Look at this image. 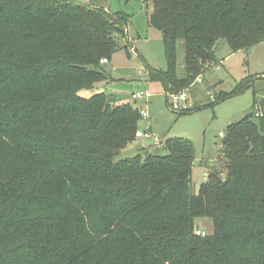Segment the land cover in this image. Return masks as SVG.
<instances>
[{"label": "trees", "instance_id": "obj_1", "mask_svg": "<svg viewBox=\"0 0 264 264\" xmlns=\"http://www.w3.org/2000/svg\"><path fill=\"white\" fill-rule=\"evenodd\" d=\"M143 1L168 61L148 77L166 94L205 76L220 39L264 41V0ZM127 26L72 0H0V264H264V98L223 137L227 176L211 168L198 192L187 138L116 159L138 137L137 101L82 90L111 81L101 59ZM201 217L212 234L196 233Z\"/></svg>", "mask_w": 264, "mask_h": 264}, {"label": "rangeland", "instance_id": "obj_2", "mask_svg": "<svg viewBox=\"0 0 264 264\" xmlns=\"http://www.w3.org/2000/svg\"><path fill=\"white\" fill-rule=\"evenodd\" d=\"M89 7H100L109 14L119 11L128 14L126 37L109 63L103 64L112 78L99 83L92 90H82L90 96L94 92L106 91L123 101L132 102L133 93L149 92L146 101L138 100L141 110L146 109L149 119L142 118L139 129H151L158 140L184 137L192 141L195 149L192 188L198 192L204 181L203 174L211 168L222 170L225 167L223 137L232 122H237L248 114L257 119L262 113L260 105L264 98V41L250 47L249 51H233L231 46L220 39L215 47L216 62L206 72L204 80L197 79L186 90L189 93V107L179 114L170 106L163 85L150 81L148 67L166 70L168 61L162 43V33L149 22L153 2L143 0H72ZM128 45L130 53L124 48ZM133 49V50H132ZM185 41L177 42L176 73L185 72ZM143 102V103H142ZM214 103V104H213ZM166 153L163 145L157 146L153 137H137L121 150L116 159L131 158L140 152L160 150ZM225 171H224V170ZM196 225L205 232L214 231L209 217L197 219Z\"/></svg>", "mask_w": 264, "mask_h": 264}, {"label": "built area", "instance_id": "obj_3", "mask_svg": "<svg viewBox=\"0 0 264 264\" xmlns=\"http://www.w3.org/2000/svg\"><path fill=\"white\" fill-rule=\"evenodd\" d=\"M101 62L102 63H108L109 60L107 58H103V59H101ZM197 81L201 82L202 78L199 77L197 79ZM166 95H167L168 100L170 102V106L176 112H184L185 110L188 109V107L190 105L189 104V93L186 90H182V91H178V92H171V93H167ZM131 97L135 101H138V100L146 101L148 99V97H150V93L149 92L133 93L131 95ZM141 114H142V118H145L147 120L149 119V114H148L146 109L142 108L141 109ZM137 136L138 137H147V138L153 137L154 140H155V144L157 146L163 145V143H164V141L158 140L157 137H155L152 134V132H149V131H141V130H139L137 132ZM220 136L224 137L225 133L221 132ZM209 176H210V172L206 171L203 174L204 181L208 180ZM196 233L198 235H204L205 234V232L200 227H196Z\"/></svg>", "mask_w": 264, "mask_h": 264}, {"label": "crops", "instance_id": "obj_4", "mask_svg": "<svg viewBox=\"0 0 264 264\" xmlns=\"http://www.w3.org/2000/svg\"><path fill=\"white\" fill-rule=\"evenodd\" d=\"M110 61H111V60H109V62H110ZM109 62H108V63H109ZM104 64H106V63H104ZM142 103H143V102H142ZM148 120H150V119H148ZM146 131L151 132V129H148V130H146Z\"/></svg>", "mask_w": 264, "mask_h": 264}, {"label": "water", "instance_id": "obj_5", "mask_svg": "<svg viewBox=\"0 0 264 264\" xmlns=\"http://www.w3.org/2000/svg\"><path fill=\"white\" fill-rule=\"evenodd\" d=\"M160 152V150H157L155 153H159ZM221 172H223L222 170H221ZM198 227H199V225H198Z\"/></svg>", "mask_w": 264, "mask_h": 264}]
</instances>
